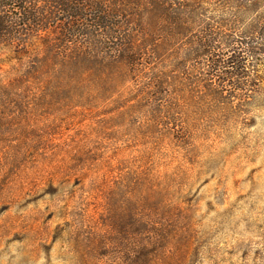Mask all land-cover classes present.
<instances>
[{
    "label": "trees",
    "instance_id": "16d2710c",
    "mask_svg": "<svg viewBox=\"0 0 264 264\" xmlns=\"http://www.w3.org/2000/svg\"><path fill=\"white\" fill-rule=\"evenodd\" d=\"M0 95L103 108V151L83 146V179L102 166L107 178L106 146L117 154L121 121L133 119L128 141L149 145L138 181L159 200L141 213L152 231L136 261L150 264L145 247L165 237L161 210L182 175L161 161L163 140L188 153L212 116L246 127L264 113V0H0Z\"/></svg>",
    "mask_w": 264,
    "mask_h": 264
},
{
    "label": "rangeland",
    "instance_id": "374dc122",
    "mask_svg": "<svg viewBox=\"0 0 264 264\" xmlns=\"http://www.w3.org/2000/svg\"><path fill=\"white\" fill-rule=\"evenodd\" d=\"M71 106L0 95V264H141L139 241L159 201L138 181L149 145L128 141L125 116L118 153L106 146L107 178L102 166L83 179V146L103 151L94 131L103 108ZM233 120L212 116L188 153L163 140L161 161L182 175L173 206L161 210L165 237L145 247L156 252L150 264H264V113L248 115L246 127Z\"/></svg>",
    "mask_w": 264,
    "mask_h": 264
}]
</instances>
